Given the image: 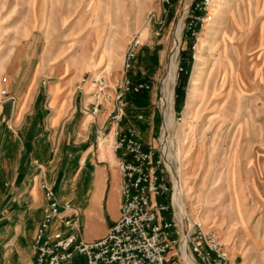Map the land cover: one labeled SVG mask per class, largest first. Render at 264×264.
<instances>
[{
    "label": "rangeland",
    "instance_id": "1",
    "mask_svg": "<svg viewBox=\"0 0 264 264\" xmlns=\"http://www.w3.org/2000/svg\"><path fill=\"white\" fill-rule=\"evenodd\" d=\"M136 36L143 44L126 72ZM100 76L111 98L93 125L112 112L126 77L153 85L126 94L120 126L135 128L154 149L165 129L190 220L214 234L232 262L264 264V0H0V106L39 94L35 122L46 106L76 97L90 103ZM109 114L103 135L93 133L96 157L101 150L114 156ZM62 161L59 151L43 181L45 197L50 187L60 204L80 206L92 169L79 163L84 173L77 174L64 163L56 179ZM4 168L0 199L8 188ZM31 223L16 230L15 222H0V264L33 263Z\"/></svg>",
    "mask_w": 264,
    "mask_h": 264
},
{
    "label": "built area",
    "instance_id": "2",
    "mask_svg": "<svg viewBox=\"0 0 264 264\" xmlns=\"http://www.w3.org/2000/svg\"><path fill=\"white\" fill-rule=\"evenodd\" d=\"M142 44L140 36L132 39L124 63L126 72L134 67ZM95 84L91 107L83 111L92 119L111 98L104 76L97 77ZM153 89L149 83H133L126 77L113 96L115 106L109 114L112 145L113 151L122 154L117 158L120 218L103 238L87 242L80 236L79 211L69 203L60 204L55 191L46 187L48 205L34 235L32 264H237L229 259L214 234L192 222L185 207L183 212L177 208L174 194L180 183L167 161L165 129L154 149L145 146L136 130L120 126L126 112V94ZM103 131H97L98 137ZM78 257L85 263H77Z\"/></svg>",
    "mask_w": 264,
    "mask_h": 264
},
{
    "label": "crops",
    "instance_id": "3",
    "mask_svg": "<svg viewBox=\"0 0 264 264\" xmlns=\"http://www.w3.org/2000/svg\"><path fill=\"white\" fill-rule=\"evenodd\" d=\"M38 97L39 94L31 97L28 93L18 104L9 102L5 107L0 106V132H5L0 136V171L4 164L7 166L11 163V167L4 168L8 188L0 199V213L6 211L9 216H2L0 222H10L12 225L15 222L17 230L32 221L31 225L38 228L48 205L42 189L43 181L47 176L51 177L48 168L60 151L64 161L54 173L56 179L64 177V163L70 164L71 168L73 164L76 165L74 173L77 174L84 169L77 165L79 163L86 164V170L92 169L82 191L85 200L75 208L82 219L81 238L87 242L101 239L120 218L122 202L121 175L117 169V158L122 154L113 151L114 156H110L101 150L96 157L93 153V133L103 128L110 111H104L97 125H93L94 119L82 116L90 103L76 97L54 110L51 105L46 106L38 120L33 122L37 118L31 116ZM52 112L54 114L51 117ZM124 129L136 130L129 127ZM51 130L55 132L53 139Z\"/></svg>",
    "mask_w": 264,
    "mask_h": 264
},
{
    "label": "bare ground",
    "instance_id": "4",
    "mask_svg": "<svg viewBox=\"0 0 264 264\" xmlns=\"http://www.w3.org/2000/svg\"><path fill=\"white\" fill-rule=\"evenodd\" d=\"M180 25H178V27H177V34L179 35V33H180ZM179 42V41H178ZM197 81L196 80H193L192 81V86L194 87V86H197ZM196 88V87H195ZM189 111V110H188ZM165 113V112H164ZM170 129V128H169ZM166 131H168V126H166ZM169 132V131H168ZM104 146V142L103 141H100V143H99V148L100 147H103ZM167 160H168V153H167ZM168 162H169V160H168ZM169 164H170V162H169ZM171 166V165H170ZM180 170V169H179ZM179 183L180 184H178L177 185V187H176V192H175V194H174V201H175V204H176V206H177V208L179 209V210H181L182 212L184 211V201H183V199H182V190H183V187H182V179H181V177L179 176Z\"/></svg>",
    "mask_w": 264,
    "mask_h": 264
},
{
    "label": "trees",
    "instance_id": "5",
    "mask_svg": "<svg viewBox=\"0 0 264 264\" xmlns=\"http://www.w3.org/2000/svg\"><path fill=\"white\" fill-rule=\"evenodd\" d=\"M181 76H184V74L182 73ZM184 77L181 78L180 80V83H179V86L177 87V92H178V95H180L182 93V86H183V82L185 80V78L183 79ZM141 104L140 102H136L135 105H137L138 107H141ZM143 106V105H142Z\"/></svg>",
    "mask_w": 264,
    "mask_h": 264
}]
</instances>
